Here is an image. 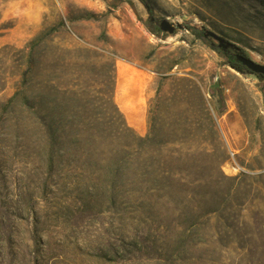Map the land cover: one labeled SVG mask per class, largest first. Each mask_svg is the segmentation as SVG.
<instances>
[{"label": "rangeland", "instance_id": "1", "mask_svg": "<svg viewBox=\"0 0 264 264\" xmlns=\"http://www.w3.org/2000/svg\"><path fill=\"white\" fill-rule=\"evenodd\" d=\"M148 1L155 34L139 0H0V264H264V80L187 30L264 65V0ZM106 110L153 174L142 201L107 199L100 166L71 164L67 143L42 150L43 123Z\"/></svg>", "mask_w": 264, "mask_h": 264}, {"label": "trees", "instance_id": "2", "mask_svg": "<svg viewBox=\"0 0 264 264\" xmlns=\"http://www.w3.org/2000/svg\"><path fill=\"white\" fill-rule=\"evenodd\" d=\"M147 9L149 18L145 23L146 28L155 34V26L159 22L155 17L154 10L148 0H139ZM196 39L203 40L226 64L240 73H249L255 75L258 79L264 80V76L256 75L250 72L239 60V56L249 58L246 51L231 42L223 41L215 45L209 41L210 33L203 30L190 29ZM50 36V32L49 35ZM46 37V36H45ZM42 38H37L29 44V51L26 55L27 70L25 72V99L27 111V131L31 126V117L34 111L31 96L30 78L34 74L37 64V47ZM16 97V96H15ZM15 98L10 103H14ZM220 103L223 105V97L220 96ZM107 111L110 120L104 124L101 123H71L66 127L54 123H43L42 127V150L52 148L59 143L68 144V154L71 156V164L78 165L83 160V167L91 168L99 165L103 183L107 185L106 198L111 200H131L133 197L136 201H142L147 197L149 191L156 188L153 185V174L147 170L138 171L133 168L135 157V139L126 135L128 131L119 112ZM45 120V119H44ZM66 128V129H64ZM68 130V132L66 131ZM121 140H124V148L128 151L121 150ZM49 162V161H48ZM50 162H54L50 158ZM166 188V187H164ZM119 191V193L117 192ZM143 209V207L141 208ZM236 244L240 245L239 237L236 238Z\"/></svg>", "mask_w": 264, "mask_h": 264}, {"label": "water", "instance_id": "3", "mask_svg": "<svg viewBox=\"0 0 264 264\" xmlns=\"http://www.w3.org/2000/svg\"><path fill=\"white\" fill-rule=\"evenodd\" d=\"M181 27V26H178ZM161 29L163 32L166 33H170V34H174V32L176 31V26L172 25L170 22H168L167 20L163 21L161 24ZM212 37H214L215 39H217L220 43H222L224 40L219 38L218 36H216L213 33H210ZM238 60L253 74L256 75H262L264 76V65H260L258 63H256L255 61H253L252 59L249 58H245L243 56H239Z\"/></svg>", "mask_w": 264, "mask_h": 264}]
</instances>
